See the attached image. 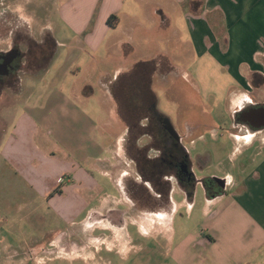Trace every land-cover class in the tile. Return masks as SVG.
Segmentation results:
<instances>
[{
    "label": "crops",
    "instance_id": "1",
    "mask_svg": "<svg viewBox=\"0 0 264 264\" xmlns=\"http://www.w3.org/2000/svg\"><path fill=\"white\" fill-rule=\"evenodd\" d=\"M89 1L88 22L83 29L88 35L85 43L90 50L103 49L112 57L109 59L114 64L110 85L103 84L104 72L91 64L86 69L77 65L72 69L74 73L63 65L55 69L62 58L59 56L65 54H58L62 44L57 41V56H53L46 72L29 74L36 79L34 85L26 87V78H22L23 93L17 98L21 112L8 124L0 141V195L4 198L5 191L10 190L14 192V201L20 196L17 210L21 212L37 199H46L51 211L68 226L76 225L75 220L86 212V221L79 223L82 228L99 221L113 229L124 228V223L117 224L109 217L118 210V205H123L125 213L144 234L157 237L155 229L158 227L159 231L170 225L174 217L176 204L171 194L179 190L189 200L187 193L175 185L167 198L166 215L155 213L149 203L130 196L124 179L131 172L119 168L115 158L118 149L113 147L118 144L111 134L101 132L100 122L92 121L87 110L91 105L103 108L101 98L112 102L109 87H113V82L117 89L118 84L129 81L138 71L145 76L166 77L171 71L182 70L193 81L194 75L188 67L208 56L219 63L229 79L226 95L232 141L236 151L246 156L241 165L244 170L255 165L244 176V172L225 176L228 184L222 193L209 198L203 187L208 222L183 240L178 260L182 264H252L264 251V128H253L242 119L243 126L237 125L236 116L242 117L241 109L246 101L255 107H264V0ZM112 15L117 17L114 28L107 23ZM63 48L71 47L65 44ZM70 73L73 77L69 79ZM53 77L61 80V84L51 85ZM150 82L153 87L154 80ZM87 86L93 89L89 96L83 94ZM217 119L223 122L222 118ZM188 128L201 131L203 126L196 124ZM97 132L111 141L103 144L97 139ZM203 136L199 133L194 140ZM249 149L254 151L251 153ZM107 153L109 159L104 157ZM89 164L97 165L102 176L119 193L117 197L105 192L100 201L102 207L94 209L84 199L87 192L99 187L85 168ZM146 188L151 197L161 196ZM51 193L53 196L49 198ZM137 206L141 208L138 210ZM4 215L0 211V222ZM66 233V230L53 232L55 247L58 248V237ZM89 239L100 238L89 236Z\"/></svg>",
    "mask_w": 264,
    "mask_h": 264
},
{
    "label": "rangeland",
    "instance_id": "2",
    "mask_svg": "<svg viewBox=\"0 0 264 264\" xmlns=\"http://www.w3.org/2000/svg\"><path fill=\"white\" fill-rule=\"evenodd\" d=\"M90 2L89 0H0V49H8L4 42L7 43L10 40L11 33L8 35V31L16 26L15 33L12 35L15 42L25 44V50L32 51V55L36 51L40 52L42 31L44 27H47L51 31L46 34L62 44L58 54L65 52L61 56L58 55L62 58L55 69L63 65L74 73L72 69L77 65L86 69L87 65L91 64L104 72L103 84L109 86L110 74L114 67L113 61H109L112 57L107 56L103 49L97 50V48L95 52L90 50L85 43L88 35L83 29L88 22L87 8ZM71 13H73L72 18H70ZM94 24L95 20L92 25ZM29 42H33L34 45ZM65 44H69L71 48H63ZM88 60L91 62L86 63ZM218 64L208 56L199 60L197 64H191L188 68L194 75L193 81L189 75L183 74L182 70L176 73L171 71L166 77L155 74L145 76L138 71L129 81L123 83V88L118 93L122 97L113 98L112 102L109 98H101L102 101L104 100L103 108H99L98 105H91L88 108L92 121L96 119L100 122L101 132L111 134L118 144L113 147L116 151L118 149L115 158L120 165L119 168H127L131 172L124 179L125 183L133 184L131 177H136L133 161L134 159L139 161L142 156L139 150L145 146L143 142H137V136L142 131L139 122L142 116H147L148 106L151 104V100L144 97V94L149 93L150 90L157 97L158 112L166 116L175 128L180 129L186 124L203 126L201 131L192 129L194 130L191 133L192 138L185 141L197 180L225 179V176L229 174L239 175L244 172L242 173L244 176L251 172L255 164H251L248 170H244L241 163H244L242 161H245L246 156L236 151V145L232 141L233 130L226 95V87L230 83H228V76ZM72 73L69 79L73 77ZM53 74L52 71L51 76ZM89 75L90 72L86 79ZM24 77L26 87L34 85L36 79L29 74ZM147 77L148 82L154 80L153 87L146 84ZM61 82L53 77L50 84H61ZM155 85L161 87L158 88ZM18 94L19 91L7 93L0 100V141L8 124L14 122L21 112V107L17 104V98L20 96ZM217 117L222 118L223 122L221 123ZM199 133L204 136L195 141ZM97 139L103 144L111 141L99 132H97ZM249 150L251 153L254 151V149ZM104 157L110 158L108 153ZM245 165L247 166L248 163L245 162ZM85 168L92 179L99 184L98 188L90 193L87 192L84 196L92 209L102 207L100 201L104 198L105 192L119 197V193L114 191V186L109 179L102 176L97 165L89 164ZM102 186L103 189H100ZM52 194L48 197H52ZM160 195V197H151L148 203L155 213L166 215L169 211L168 200L163 194ZM171 197L176 204L174 217L170 225L163 227L162 230L158 231L157 227L154 232L158 233V236L154 237L141 231L140 227L125 213L126 207L123 205H118V210L111 212L109 217L111 216L115 223L118 222L117 224L124 223L126 225L124 228L113 229L107 223L99 221L87 229L79 225L86 221L88 216L86 212L75 220L76 225L68 226L51 211L46 204V199H37L30 208L21 212L17 210L21 197L17 196L14 201V192L6 190L4 198L0 195V211L5 214L0 222L2 225L0 264H182L177 254L181 250L183 240L190 235L193 236L208 222V216L204 212L207 197L203 185H197L196 196L190 201L186 200L185 195L179 190L172 193ZM94 226L97 227L93 229ZM57 230H66L70 240L75 242L73 248L63 251L60 248L61 237L57 239L58 248L55 247L52 234ZM88 235L100 238V243L89 239ZM63 240L66 242L65 239ZM43 243L46 250L39 253L36 249ZM262 262L264 264V251L253 259L252 264Z\"/></svg>",
    "mask_w": 264,
    "mask_h": 264
},
{
    "label": "flooded vegetation",
    "instance_id": "3",
    "mask_svg": "<svg viewBox=\"0 0 264 264\" xmlns=\"http://www.w3.org/2000/svg\"><path fill=\"white\" fill-rule=\"evenodd\" d=\"M44 28L45 29L42 31L41 43L44 44V50L50 47L49 50H46L49 52L41 54L42 50H40V52H36L33 55L32 51L25 50V44L22 45L21 43L15 42L12 37L15 33L16 26L8 31V35L11 33L10 40L7 41V43L4 42L8 49H0V100L3 99L5 97L4 95L7 93H16L19 91L20 94L23 89L22 78L27 74L28 68L36 67L40 62H46L48 59H51L50 50L52 44L50 42L45 43V40H43L45 34L51 30L47 29V27ZM29 43L31 44V42ZM33 51L35 50L33 49ZM6 64H8L7 68L5 67ZM4 71L7 72L4 73ZM152 93L154 94V92ZM148 98L151 100V104L148 106L147 116L143 117L141 115L142 120L139 124L142 127V131L139 136H137V142L141 141L143 145H145L139 150L142 153L140 155H145L147 160H153V167L150 166L149 168L151 171L156 165L155 160L161 161L162 167H160V171L165 173L166 179V182L161 185L159 184V186L156 185V189L160 190L161 194L168 198L176 185L179 189L185 191L189 197V192L196 191L197 185H199V183L202 184V180H197L193 162L185 146V141L192 138V129L188 128L189 125L187 124L180 129L175 128L173 124H171L170 127L168 124L169 119L163 114H160L157 110V97L150 95ZM143 113L142 111V114ZM241 119V115H237L236 124L243 126L240 122L242 121ZM138 162L139 161L135 159L133 161L137 174L136 177H131L133 184L128 185L125 183V189L134 199H139L148 203L151 195L146 186H148L150 190H152L153 187L142 183L143 181L138 171ZM210 190H212L214 195L218 192L222 193L220 192V185L215 181L210 183ZM89 227H92V224ZM89 227H87V229ZM63 239H65L66 242H63ZM56 243H58L57 240ZM74 245L75 242L70 240L68 233L61 236L60 248L63 251L70 250Z\"/></svg>",
    "mask_w": 264,
    "mask_h": 264
},
{
    "label": "trees",
    "instance_id": "4",
    "mask_svg": "<svg viewBox=\"0 0 264 264\" xmlns=\"http://www.w3.org/2000/svg\"><path fill=\"white\" fill-rule=\"evenodd\" d=\"M114 20H117V17L115 15H112L108 19V21H107L108 25L111 28H114V26H115V24H113ZM43 39L45 40V43L50 42L52 44L51 50H50V52H51V55H50L51 56V59L50 60L48 59V61H46V62H44V61L43 62H40V64H37L36 67H30V68H28L29 69L28 71H30V72L27 71V74H39L40 71H42V70L44 71L47 68L46 66H48V64L52 60L53 56L56 54V51H57V42L55 41V38L53 39V37L50 36L49 34H45V36H44ZM31 44L34 45L33 42H31ZM39 44H40L41 50H42L41 51V54H44L46 52H49V51H46V50H49L50 47H47L44 50V48H43L44 44L43 43H39ZM45 64H47V65L45 66ZM39 68H42V69L39 70ZM115 83L116 82H113V87L110 86L109 89L111 90L110 93L113 96V98L114 99H117L118 97H122V96L118 95V93L122 90L123 83L124 82L118 84V88L117 89L115 88V85H114ZM146 84L147 85H152L151 82H147V81H146ZM114 88H115V90H114ZM92 91H93V89L90 86H87V87L84 88L83 94L85 96H89L90 94H92ZM152 92L153 91L150 90L149 93L144 94V97H149L150 95L155 96ZM129 97H133V96H129ZM139 126L141 127L140 124H139ZM140 157L141 158H139V162H138L139 163V165H138V171H139V175H140V177H141V179L143 181L142 183L145 184V185L146 184L151 185V187H153L152 188L153 192H155V193H161L160 190L156 189V185L159 186V184L161 185L162 183L166 182L165 181L166 180L165 179V173L163 171H160V167H162L161 166V161L160 160H155L156 165H155L154 169H152V171H151L149 168H150V166H152L153 160H150V159L147 160V158L145 157V155L140 156ZM158 171H159V174H158ZM215 179L216 178H213L211 180H208V179L207 180L206 179L205 180H202L203 187H204V189L206 191V194H207V196L209 198L212 197V196H214V193L212 192V190H210V183L211 182H214ZM222 191L223 190L221 188L220 192H222ZM57 192L60 193L59 191H57ZM189 194H190L189 195V201H190V200H192L194 198L195 191H191V192H189ZM139 208H141V207L137 206V209L138 210H139ZM99 240L100 239H96L97 242H99ZM43 246L40 247V248L38 247L36 249V251H38L39 253L40 252H45V249L43 248Z\"/></svg>",
    "mask_w": 264,
    "mask_h": 264
},
{
    "label": "water",
    "instance_id": "5",
    "mask_svg": "<svg viewBox=\"0 0 264 264\" xmlns=\"http://www.w3.org/2000/svg\"><path fill=\"white\" fill-rule=\"evenodd\" d=\"M7 65L5 67L7 68ZM6 70V69H4ZM7 71H4L6 73ZM242 120L249 123L253 128L262 129L264 128V107H255L252 102L246 101V104L241 109ZM168 124L171 127V123L168 120ZM254 130H251V133H254ZM215 181L220 185L221 188H226L228 182L226 179L216 178Z\"/></svg>",
    "mask_w": 264,
    "mask_h": 264
}]
</instances>
